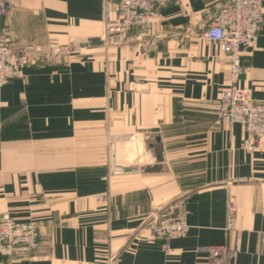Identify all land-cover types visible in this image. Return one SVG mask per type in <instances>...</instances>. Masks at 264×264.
<instances>
[{
  "label": "crops",
  "instance_id": "1",
  "mask_svg": "<svg viewBox=\"0 0 264 264\" xmlns=\"http://www.w3.org/2000/svg\"><path fill=\"white\" fill-rule=\"evenodd\" d=\"M4 1L13 51L41 62L0 89V217L33 222L41 248L0 264H207L200 249L235 244L232 264H264V138L218 118L230 67L203 38L232 0H167L117 37L104 0ZM241 67L264 104V24ZM179 211L164 249L155 219Z\"/></svg>",
  "mask_w": 264,
  "mask_h": 264
},
{
  "label": "built area",
  "instance_id": "2",
  "mask_svg": "<svg viewBox=\"0 0 264 264\" xmlns=\"http://www.w3.org/2000/svg\"><path fill=\"white\" fill-rule=\"evenodd\" d=\"M167 0H104L105 33L109 37L122 36L131 29L149 24ZM10 7L0 0V89L9 80L20 77L22 70L41 61L32 49L13 51L5 36L1 20L9 14ZM262 0H232L219 9L210 21L203 38L219 46L230 67L229 85L219 96L218 118L228 124H240L245 128L250 146L259 147L264 138V104L251 100L250 89L238 86L242 75L241 55L257 42L263 28ZM236 215L232 204L227 207V229ZM186 213L161 212L155 219L152 233L167 249L169 242L186 235ZM264 245V234L262 235ZM36 225L31 221H17L5 213L0 217V257L30 256L40 251ZM239 245L209 246L200 251L207 255V264H232L239 253ZM107 264H113L108 262Z\"/></svg>",
  "mask_w": 264,
  "mask_h": 264
}]
</instances>
